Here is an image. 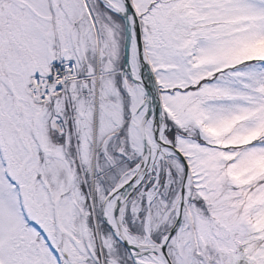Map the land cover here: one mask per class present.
Instances as JSON below:
<instances>
[{
    "label": "snow or ice",
    "instance_id": "1",
    "mask_svg": "<svg viewBox=\"0 0 264 264\" xmlns=\"http://www.w3.org/2000/svg\"><path fill=\"white\" fill-rule=\"evenodd\" d=\"M0 264H264V0H0Z\"/></svg>",
    "mask_w": 264,
    "mask_h": 264
}]
</instances>
